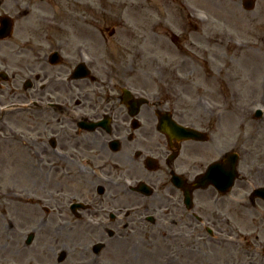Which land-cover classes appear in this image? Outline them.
Wrapping results in <instances>:
<instances>
[{
  "label": "flooded vegetation",
  "instance_id": "1",
  "mask_svg": "<svg viewBox=\"0 0 264 264\" xmlns=\"http://www.w3.org/2000/svg\"><path fill=\"white\" fill-rule=\"evenodd\" d=\"M91 1L0 0V264H116L123 248L264 264V148L179 99L174 74L197 86V70L164 19L92 18ZM178 29L175 46L204 41Z\"/></svg>",
  "mask_w": 264,
  "mask_h": 264
},
{
  "label": "rangeland",
  "instance_id": "2",
  "mask_svg": "<svg viewBox=\"0 0 264 264\" xmlns=\"http://www.w3.org/2000/svg\"><path fill=\"white\" fill-rule=\"evenodd\" d=\"M99 1L106 6L107 10L102 12L105 14H99L98 8H91L92 18L121 17L126 19L125 23L129 26L132 25L131 20L142 17L137 13L139 9L144 8L146 16L148 8H154L153 5H149L152 0ZM93 3L92 0V6H94ZM187 3L192 7L187 9L185 15H193L192 18L201 24V30L198 33L194 31L192 35L202 34L212 41L216 38L219 40L218 57L214 61V65L219 69L218 85L212 84L214 78L208 79L210 82L206 83L209 86V98L216 100L221 108L224 107L226 110L231 108L236 119L244 118L243 122L234 120L235 130L248 135L246 137L250 141L247 144L253 143L254 140L255 144L264 146V117L262 120L252 118L256 108L261 109L264 115V0H259L254 11L249 13L244 12L229 0H191V3L189 1ZM195 4L201 5L196 7ZM179 7L171 3L169 9L161 10V14L178 24L181 21V13H184ZM198 14H201L204 20L199 19ZM190 28L194 30L193 26ZM195 64L200 65L199 60L196 59ZM202 65L205 67L204 73L199 74L202 76L201 81L205 82L207 76H212V74L207 70L206 64L202 63ZM229 82L234 85L236 91L235 101L230 100L229 89L231 88H227ZM188 98L195 97L188 96ZM3 206L4 201H0V209ZM138 237L135 236L134 239ZM139 250V248L137 251L131 250V256L125 254L115 258L116 264H217L212 256L205 259L195 258L193 261L189 259L185 260L186 262L180 261L168 251H157V256L150 263L147 253ZM111 255L116 256V253L106 255L104 260L114 259ZM166 259H171V261Z\"/></svg>",
  "mask_w": 264,
  "mask_h": 264
}]
</instances>
